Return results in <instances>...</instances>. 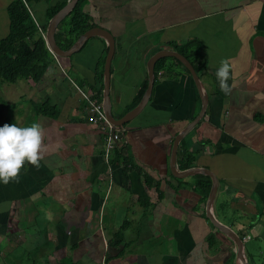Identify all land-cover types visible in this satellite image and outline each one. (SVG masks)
Masks as SVG:
<instances>
[{"label": "crops", "instance_id": "1", "mask_svg": "<svg viewBox=\"0 0 264 264\" xmlns=\"http://www.w3.org/2000/svg\"><path fill=\"white\" fill-rule=\"evenodd\" d=\"M12 1L0 0V39L9 31ZM68 1L25 4L49 27V10ZM84 10L116 40L110 77L116 118L143 98L147 88L135 104L154 53L200 40L207 63L199 75L209 102L180 140L176 165L182 170L179 151L198 152L194 166L219 179L211 214L244 232L250 264H264V0H86ZM107 53V40L92 36L73 55L54 56L40 81L1 84L0 125L38 123L43 153L38 165L25 161L16 179L0 183V238L11 240L6 250L0 245V264H241L235 241L208 216L197 186L204 173L179 178L171 170L174 140L202 108L193 76L181 67L160 71L145 108L124 124L117 146L124 157L109 166L101 126L74 85L103 89L104 101V70L99 75ZM221 61L228 64L227 93L215 76ZM20 81L24 92L8 95ZM34 102L57 106L58 116L37 113ZM143 172L159 189L157 199ZM223 202L229 207L221 211Z\"/></svg>", "mask_w": 264, "mask_h": 264}, {"label": "trees", "instance_id": "2", "mask_svg": "<svg viewBox=\"0 0 264 264\" xmlns=\"http://www.w3.org/2000/svg\"><path fill=\"white\" fill-rule=\"evenodd\" d=\"M86 0H79L75 7L67 14L62 23L66 19L69 20L68 27L59 28L56 31L57 42L63 49H68L73 43L88 29L96 26L94 19L84 10ZM65 3L53 7L48 12L49 20L65 6ZM9 17V31L7 35L0 39V86L2 83H14L19 79H27L35 82L40 81L46 74L49 66L54 62L55 57L48 46L43 31H47L48 22L45 25H39L33 17L31 11L26 6L23 0H13L7 8ZM64 25V24H63ZM176 50L185 55L194 65L198 73L203 67H206V57L203 52V45L199 39H190L182 43L172 42ZM104 61L101 64V74L99 77L103 79ZM176 67L183 68L188 74L190 71L176 57H162L156 61L155 79H158L160 71L167 73L175 72ZM148 86L146 80L141 88L140 94L135 101V104L142 98L145 89ZM86 88L92 91L99 101H103V89L95 87ZM34 109L37 113L56 117L59 114V109L49 102L39 103L34 102ZM10 124V123H9ZM113 156L112 164L118 162L123 156L119 152ZM198 152L179 151V164L182 170L189 169L194 166L197 160ZM124 157V156H123ZM125 159H128L127 157ZM142 172V171H141ZM145 180L149 188V193L157 199V187H152V178L145 172ZM197 186L203 195V201L209 197L212 187V179L209 175L199 174ZM228 208V203L223 202L219 209L222 211ZM240 236L244 238V232L240 231ZM122 235L117 234L116 240H119ZM215 239L211 237V242Z\"/></svg>", "mask_w": 264, "mask_h": 264}, {"label": "water", "instance_id": "3", "mask_svg": "<svg viewBox=\"0 0 264 264\" xmlns=\"http://www.w3.org/2000/svg\"><path fill=\"white\" fill-rule=\"evenodd\" d=\"M79 0H69L67 4L61 8L52 18L47 29L46 33V42L50 47L51 51H54L58 56H71L78 50L82 48V46L86 43V41L91 38L92 36H103L108 42V53L105 59L104 64V72H105V81H104V110L109 118V120L116 124V125H124L135 118L141 111L145 108L146 104L148 103L151 93L154 88L155 83V65L156 61L162 57H176L179 59L183 65L189 69L193 79L197 85L199 90L201 99H202V108L199 114L196 116L194 120H192L184 130L179 133L173 143L172 154L170 158V165L173 175L179 178H185L189 175H193L196 173H204L209 175L212 179V188L211 192L207 201V210L209 211L208 216L212 220L213 224L217 226L220 230H222L225 234H227L231 239H233L237 245L238 249V257L241 264H250L249 259H247L245 251H244V240L237 232H235L231 227L228 225L220 222L213 214H211V210L215 201V197L219 187V179L217 175L211 171L209 168H201L199 166H193L189 169L179 170L176 161H177V152H178V145L182 137L187 134L192 127H194L198 122L201 121L206 115V110L208 107L209 96L204 92V85L200 79V75L198 71L195 69L192 62L181 52L176 50L171 45H164L162 49L154 53L149 59V70H148V86L146 92L141 99V101L135 106L132 110L124 114L120 118H116L113 115L112 111V101L110 95V77H111V63L116 49V40L113 34L101 27V26H94L88 30H86L68 49H63L57 42L56 38V29L58 24L67 16V14L75 7ZM227 101V100H226ZM226 112V109L223 110V116Z\"/></svg>", "mask_w": 264, "mask_h": 264}, {"label": "clouds", "instance_id": "4", "mask_svg": "<svg viewBox=\"0 0 264 264\" xmlns=\"http://www.w3.org/2000/svg\"><path fill=\"white\" fill-rule=\"evenodd\" d=\"M228 74V64L221 61L215 76L221 90L226 93L229 91L226 86ZM41 139L42 130L38 123L29 126L14 123L0 125V183L6 184L10 179H16L25 161L38 165L43 153Z\"/></svg>", "mask_w": 264, "mask_h": 264}, {"label": "built area", "instance_id": "5", "mask_svg": "<svg viewBox=\"0 0 264 264\" xmlns=\"http://www.w3.org/2000/svg\"><path fill=\"white\" fill-rule=\"evenodd\" d=\"M43 35L44 37L46 36V33L44 31ZM52 52L57 58L58 55L54 51ZM70 80L73 81L72 79ZM74 85L87 104L86 108L90 113V119L96 123H99V125L101 126V129L104 133V157L108 165L112 166L111 161L113 159L115 149L117 148L118 143L122 142L126 132V127L125 125H116L109 120L104 110L103 101H99V99L94 96L91 90L85 89L84 87L79 86L76 83H74ZM243 240H245V237L243 238Z\"/></svg>", "mask_w": 264, "mask_h": 264}, {"label": "rangeland", "instance_id": "6", "mask_svg": "<svg viewBox=\"0 0 264 264\" xmlns=\"http://www.w3.org/2000/svg\"><path fill=\"white\" fill-rule=\"evenodd\" d=\"M68 23H69V20L68 19H66L65 20V22H64V27H68ZM47 32V31H46ZM45 32V33H46ZM45 39H46V36H45ZM23 80V79H22ZM22 82H24V81H20V84L19 83H16V84H14V85H10L11 87H8L9 89H8V95H12V94H14V93H17V92H24V90L22 89V88H20V87H22ZM1 89H3V87L2 86H0V90ZM0 98H1V96H0ZM1 102V101H0ZM2 112V106H1V104H0V113ZM9 243H11V240H10V238H0V245L1 246H4L3 247V250L5 249H8V247H9ZM20 264H26V261H22Z\"/></svg>", "mask_w": 264, "mask_h": 264}]
</instances>
